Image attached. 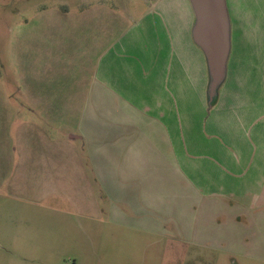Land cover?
I'll return each mask as SVG.
<instances>
[{"label":"rangeland","instance_id":"374dc122","mask_svg":"<svg viewBox=\"0 0 264 264\" xmlns=\"http://www.w3.org/2000/svg\"><path fill=\"white\" fill-rule=\"evenodd\" d=\"M143 1L0 0V264H264L242 252H228L231 236L220 242L212 240L223 237L225 229L212 224L211 211H202L193 204L192 196L183 194L186 185L179 179L178 157L174 156L180 150L178 141L173 147L157 142L140 148V155L149 158L137 163L138 178L116 171V184L108 171L107 189L117 190V196L100 186L88 159L83 160V177L75 173L56 179L35 174L34 164L26 165L23 172L21 165L14 167L16 161L9 162L4 122L10 118L16 125L22 124L17 123L16 114L24 109L29 113L26 101L40 108L54 107L62 115L56 116L52 127L25 129L24 138L33 133L36 136L31 138L38 140H64L63 128L69 124L63 122V113L85 106V100L70 96L81 94L104 45L112 40V14L121 24L117 31L125 30L146 13ZM145 1L148 7L158 4ZM225 2L232 28L239 22L245 31L247 16L261 17L258 35L264 47V0ZM96 11L106 17L91 15ZM155 30L158 37V28ZM100 36L106 40L99 47ZM179 52L171 54L166 43L148 46L141 77L147 78L155 70L164 78L163 70L170 67L168 78L174 90L176 82L185 78L180 71L183 67L178 68L175 60ZM153 55L154 65L149 63ZM187 58L191 81L198 77V65L189 53ZM142 90L146 94L149 85L143 84ZM29 94L56 98L26 100ZM39 117L26 116L27 121L41 123ZM10 137L14 138V130ZM83 144L76 140L71 149L87 155ZM36 146L27 147L29 154L42 155L47 148ZM61 179L63 194H58L55 184ZM216 221L224 219L218 215Z\"/></svg>","mask_w":264,"mask_h":264},{"label":"crops","instance_id":"0c3cea01","mask_svg":"<svg viewBox=\"0 0 264 264\" xmlns=\"http://www.w3.org/2000/svg\"><path fill=\"white\" fill-rule=\"evenodd\" d=\"M157 1L148 7L144 0L146 13L119 32L121 24L112 14V40L104 45L93 76L82 85L81 94L70 96L85 100V106L68 108L63 113V122L70 125L63 128L64 140H38L31 138L36 136L33 133L24 138L25 129L52 127L51 122L61 114L54 107L40 108L35 106L37 103L26 101V105H21L29 113L24 109L16 114L11 109L17 123H23L18 126L10 118L4 122L9 135L7 145L4 143L9 162L16 161L14 167L21 165L23 172L26 165L34 164L30 167L35 174H50L47 176L56 179L75 173L83 177V160L88 159L100 186L117 196V190L107 189L108 171L114 177L111 182L116 184L117 172L138 178L137 163L149 158L140 155V148L155 146L157 142L173 147L178 141L180 150L174 156L178 157L179 179L186 185L183 194L192 196L193 204L200 205L202 211H211L212 224L225 229L223 237L212 240L220 242L231 236L228 252L264 260V47L260 46L258 35L261 17L247 16L245 31L239 22L232 28L230 17L225 76L214 105L208 109V69L202 51L191 37L195 21L192 8L187 0ZM97 13L91 15L106 17ZM105 40L100 36L99 47ZM164 43L171 54L182 51L175 60L178 68L183 67L180 71L185 78L176 82L174 90L168 78L170 67L163 70L164 78L158 77L155 70L147 78L141 77L139 71L146 64L148 46ZM187 53L199 71L191 81L186 69ZM155 59L153 55L149 63L154 65ZM145 83L149 85L146 94L142 90ZM53 98L56 96L29 94L26 100ZM28 114L41 116V123L27 121ZM41 135L48 133L41 131ZM76 140L87 145V155L71 149ZM36 144L47 147L44 153L39 150L42 155L29 154V149L37 148ZM62 181L55 184L58 194H63ZM215 208L218 212L212 211ZM215 213L224 221H216Z\"/></svg>","mask_w":264,"mask_h":264},{"label":"water","instance_id":"95a60500","mask_svg":"<svg viewBox=\"0 0 264 264\" xmlns=\"http://www.w3.org/2000/svg\"><path fill=\"white\" fill-rule=\"evenodd\" d=\"M189 3L195 17L191 37L205 57L208 69L207 96L212 100L224 80L230 51V24L226 2L189 0Z\"/></svg>","mask_w":264,"mask_h":264},{"label":"trees","instance_id":"16d2710c","mask_svg":"<svg viewBox=\"0 0 264 264\" xmlns=\"http://www.w3.org/2000/svg\"><path fill=\"white\" fill-rule=\"evenodd\" d=\"M215 101H216V96L212 100H209L207 96L208 109L214 105Z\"/></svg>","mask_w":264,"mask_h":264}]
</instances>
